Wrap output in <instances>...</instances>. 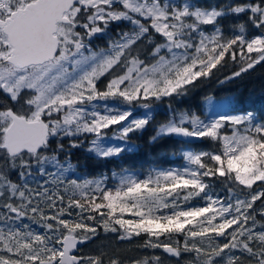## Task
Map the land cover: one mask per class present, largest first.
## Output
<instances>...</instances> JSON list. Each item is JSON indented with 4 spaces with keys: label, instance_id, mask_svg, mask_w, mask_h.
I'll use <instances>...</instances> for the list:
<instances>
[{
    "label": "snow or ice",
    "instance_id": "6c2138e0",
    "mask_svg": "<svg viewBox=\"0 0 264 264\" xmlns=\"http://www.w3.org/2000/svg\"><path fill=\"white\" fill-rule=\"evenodd\" d=\"M229 60L240 66L225 81L264 63V0H0V264H105L104 253L77 254L98 228L193 254L190 264H264V111L172 110L153 142H210L185 149L182 168H123L114 186L65 175L67 148L87 141L96 158L120 157L152 102L187 95ZM136 105L148 111L133 117ZM113 128L123 145L104 143Z\"/></svg>",
    "mask_w": 264,
    "mask_h": 264
},
{
    "label": "trees",
    "instance_id": "16d2710c",
    "mask_svg": "<svg viewBox=\"0 0 264 264\" xmlns=\"http://www.w3.org/2000/svg\"><path fill=\"white\" fill-rule=\"evenodd\" d=\"M197 2L203 6H212L229 3L230 0H197ZM233 22L228 19L224 21V24L229 25ZM112 36L115 37V31ZM104 40L107 42L108 37H104ZM94 44L96 43L94 42ZM239 66V63L229 60L225 67L220 68L219 71L214 70L215 75L211 79L198 83L195 87L189 86L187 95L166 98L163 102H152L153 119L142 132L130 134L127 144L131 146V150L122 153L120 157H112L107 160L96 158L94 154H90L86 150L87 141L83 147L67 148L70 153L68 158L74 165L67 173L79 181L107 176L109 185L113 186L112 182L115 181L112 178V173H118L123 168L143 176L147 175L146 172L151 167L182 166L185 162L182 155L183 149L191 148L196 151L206 149L210 146V142L196 139L194 142L184 144L176 136H164L153 142L151 138L156 135L159 125L169 119L172 110L177 112L193 111L201 116L204 114L205 98L211 96L214 99L231 100L232 103L228 106L234 112L253 110L259 113L264 111V63L256 65L239 77L225 81L226 77L232 76L234 71L239 70ZM220 81L225 82L220 83ZM169 104H171V108H169ZM64 143L67 147L69 142L65 140ZM34 226L35 232L42 233L44 231L39 223ZM146 238L141 236L133 237L131 240H120L118 234L105 233L102 228H98V234L80 247V254L98 255L104 253L105 264H107V258L111 256L119 257L122 264H133L134 261L143 260L150 255L154 257L156 249H153L150 254L148 250L152 248L142 247ZM161 239L163 240V237ZM161 253L162 264H190L193 259V254L190 253H182L179 258L164 251Z\"/></svg>",
    "mask_w": 264,
    "mask_h": 264
},
{
    "label": "rangeland",
    "instance_id": "374dc122",
    "mask_svg": "<svg viewBox=\"0 0 264 264\" xmlns=\"http://www.w3.org/2000/svg\"><path fill=\"white\" fill-rule=\"evenodd\" d=\"M94 42L96 43V44H94V46L95 47H97V48H104L105 46H106V44H107V42H105V40H104V38H102V39H98V40H94ZM101 45H105V46H101ZM215 101H217V103H216V106L213 108V109H209V107L207 106V104H206V101H205V109H204V114L203 115H201V118H204L205 116H208V115H210L211 113H229V114H238L239 112H234V111H232V110H230L229 109V106H228V103H226V101H228V100H224V99H215ZM146 111H148V110H146V109H144L142 106H140V105H136L134 108H133V117H140V116H142ZM133 117H130V119L131 118H133ZM115 131V128H113V129H110V130H107V136H108V138L104 141V143L106 144V145H112V144H121V145H123L124 144V142L123 141H119V140H117V139H115L114 138V136H113V132ZM93 137H91V136H89L88 137V140L90 141L91 139H92ZM185 149H188V148H185ZM185 149H183V151L185 150ZM191 149V148H190ZM191 150H193V149H191ZM182 151V152H183ZM193 151H196V150H193ZM185 163L186 162H183V164H182V166H175V167H171V168H182L184 165H185ZM159 169H164V170H166V169H169V168H157V167H151V168H149V171H147L146 173L148 174L151 170H159ZM66 175V177H67V179H74V178H72L73 176H70V174L69 173H66L65 174ZM137 175H138V173H137ZM141 176V175H140ZM147 175H143V176H141V177H146ZM98 178H100V177H98ZM113 178V177H112ZM84 180H91V179H84ZM84 180H82V181H84ZM113 180L115 181V182H112V185L114 186L115 185V183H116V180H115V178H113ZM81 181V182H82ZM192 203H196V201H193ZM23 223H26V224H29L30 226H31V228H32V230H35V226L34 225H36L37 223L36 222H34V221H32V220H29V219H25L24 221H23ZM163 250V249H162ZM175 257V256H174ZM176 258H179V257H176Z\"/></svg>",
    "mask_w": 264,
    "mask_h": 264
},
{
    "label": "flooded vegetation",
    "instance_id": "af4514ba",
    "mask_svg": "<svg viewBox=\"0 0 264 264\" xmlns=\"http://www.w3.org/2000/svg\"><path fill=\"white\" fill-rule=\"evenodd\" d=\"M148 251L151 254V252L153 251V249H149ZM162 251H163L162 249H156L155 250V255H154V257H159L160 258L161 264H162V255H161L162 254L161 253ZM154 257L150 255L147 259L152 260Z\"/></svg>",
    "mask_w": 264,
    "mask_h": 264
},
{
    "label": "water",
    "instance_id": "95a60500",
    "mask_svg": "<svg viewBox=\"0 0 264 264\" xmlns=\"http://www.w3.org/2000/svg\"><path fill=\"white\" fill-rule=\"evenodd\" d=\"M179 139L183 141V138L179 137ZM195 140H196V139L192 140L191 142H194ZM83 245H84V244H83ZM83 245H79L78 247L80 248V247L83 246ZM77 254H80V251H79V253H77Z\"/></svg>",
    "mask_w": 264,
    "mask_h": 264
}]
</instances>
